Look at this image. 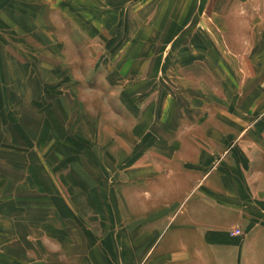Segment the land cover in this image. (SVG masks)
I'll return each instance as SVG.
<instances>
[{
  "label": "crops",
  "instance_id": "obj_1",
  "mask_svg": "<svg viewBox=\"0 0 264 264\" xmlns=\"http://www.w3.org/2000/svg\"><path fill=\"white\" fill-rule=\"evenodd\" d=\"M0 11V264H264V0Z\"/></svg>",
  "mask_w": 264,
  "mask_h": 264
},
{
  "label": "rangeland",
  "instance_id": "obj_2",
  "mask_svg": "<svg viewBox=\"0 0 264 264\" xmlns=\"http://www.w3.org/2000/svg\"><path fill=\"white\" fill-rule=\"evenodd\" d=\"M9 12V11H8ZM8 12H5V11H0V18L2 19V23L4 24V20L8 19L10 17V13ZM16 23L15 21L13 22V24ZM63 29L60 30L61 34H63ZM7 33L10 34V31L8 30H5L4 31V27L2 26L1 22H0V64L4 65V63L6 62V59L7 57L9 58L10 57V54L7 53V51H5L6 47H18L19 46V42L18 40L14 39L13 37H10ZM64 33L66 35L69 36V26L66 24V27H65V31ZM10 50V49H9ZM8 50V51H9ZM11 52V51H10ZM9 60V59H8ZM8 65V64H7ZM20 69L18 70V73H20ZM78 72L81 73V76H82V81L79 82V84H77V88L78 90H86V89H91V88H94L96 90H100V86L97 84L96 80L94 81V84H87L85 85L84 84V80H83V76L84 75H89V76H93L96 75V77H99L97 75H99L100 73V70L98 69H94V70H86L85 68H82V69H79L77 70ZM15 72V70H11V69H2L0 68V73L2 75V77H0V81L2 83H0V96H28L29 98H32V97H36V96H31L34 92L37 91L38 88H40V86L38 85H35V84H25V85H20V84H17L16 82L12 83L11 80L13 78V80H18L20 75L16 76V75H13V73ZM93 72V74H92ZM5 74H7V76H5ZM6 77L8 79H6ZM5 80H7L6 82H4ZM54 88L56 91H60L62 93H65L67 94L68 92H70V84H68L67 82L65 84H62L61 86L60 85H51L50 88ZM74 87V86H73ZM60 89V90H58ZM51 97V96H50ZM43 98V97H42ZM49 97H45V99L40 100H31V99H28V101H26L28 104H29V107L28 109H34L35 106H33V104H36V106L38 105V107L40 108H44V109H48L50 112L53 110L52 108L54 107L53 104H52V101L50 99H47ZM63 98L64 101H62V106L64 108H67L68 107V104H69V101H68V98L69 96H64ZM14 103H17L16 101H14ZM47 111H46V115H47ZM30 116V115H29ZM30 119H32V117H28ZM56 118V117H55ZM68 129L69 126H66ZM32 150V148H30V151ZM52 151V149H51ZM34 152V151H32Z\"/></svg>",
  "mask_w": 264,
  "mask_h": 264
},
{
  "label": "built area",
  "instance_id": "obj_3",
  "mask_svg": "<svg viewBox=\"0 0 264 264\" xmlns=\"http://www.w3.org/2000/svg\"><path fill=\"white\" fill-rule=\"evenodd\" d=\"M231 234L238 235V234H240V231L237 229V230H234Z\"/></svg>",
  "mask_w": 264,
  "mask_h": 264
}]
</instances>
